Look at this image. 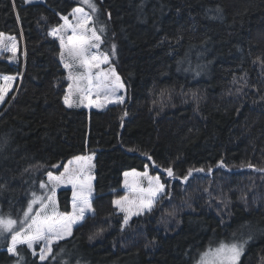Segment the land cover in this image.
Instances as JSON below:
<instances>
[{
  "label": "trees",
  "instance_id": "trees-1",
  "mask_svg": "<svg viewBox=\"0 0 264 264\" xmlns=\"http://www.w3.org/2000/svg\"><path fill=\"white\" fill-rule=\"evenodd\" d=\"M37 1L0 0V39L18 44L17 66L0 57V76L18 78L0 110V215L22 217L33 192L51 195L40 188L48 171L92 156L95 212L44 264H197L209 248L244 241L239 264H264V175L219 170L184 184L154 170L183 177L221 160L228 171L264 169V0H94L126 103L89 114L65 109L67 76L49 32L74 8L90 9ZM146 165L163 199L122 228L112 201L125 196L124 173ZM70 198L56 194L60 212ZM9 241L0 239V264L19 259ZM19 251L20 264H39Z\"/></svg>",
  "mask_w": 264,
  "mask_h": 264
},
{
  "label": "snow or ice",
  "instance_id": "snow-or-ice-1",
  "mask_svg": "<svg viewBox=\"0 0 264 264\" xmlns=\"http://www.w3.org/2000/svg\"><path fill=\"white\" fill-rule=\"evenodd\" d=\"M25 2H30V0H25ZM82 3L87 5L90 12L85 11L84 7L74 8L70 14L71 21L68 16H61L64 23L49 32L50 36L59 40V59L67 72V79L70 81L63 102L69 108L78 107L81 104L85 107L93 104L103 107L99 99L101 96L106 100L114 98L116 102H123V97L116 95L124 87L120 76L114 68L102 67L110 64V58L107 53L100 51L101 44L104 43L100 33L104 32L105 29L95 27L93 14L98 11V7L94 0H82ZM215 11L220 13L222 10L217 8ZM12 48L14 51L15 44L12 45ZM115 48L116 46L112 45V55H115ZM0 79L3 80V84H0V102H3L15 77L5 75ZM93 94L97 97L95 101L91 99ZM77 99L79 103H77ZM85 100L88 101L87 104H84ZM148 159L151 160L152 157L149 156ZM91 161L92 156H77L63 165V171L58 176L48 171L47 182L41 181L40 188L45 190V193L50 192L51 195H37L33 192L32 200L29 201L27 208L23 211V216L18 219L0 215V237L7 238L10 236L7 251L19 258L16 264H20V260H23L18 246H26L35 256L37 253L34 246L40 244L39 259L45 261L49 256H53V245L67 236H71L73 226L85 220L86 213L94 214L95 210L92 207L93 177L90 175L94 165ZM52 167L58 168L59 165H52ZM217 167H225L224 161H219ZM240 167L264 171V169H255L251 163L242 164ZM163 171L169 177L187 182L194 173L205 172V169H189L183 177H175L172 167L164 168ZM212 171L211 167L207 169L209 174ZM130 175L147 179L148 187L146 189L141 188L136 182L130 185L128 180H125V188H130L136 195L132 199L123 196L112 201L115 208L125 214L122 228L129 223L131 216L143 215L146 212L151 213L157 200L163 199V194L166 191L159 176H149L147 165L143 173H137L135 170L131 173H124L126 178ZM61 184H70L72 187L71 212H60L58 209L55 192ZM2 188L4 185L0 184V189ZM37 204L39 207L34 209L33 206ZM93 238V236L89 237V239ZM246 243L247 241L240 244L221 243L216 248H209L200 254L197 264H237Z\"/></svg>",
  "mask_w": 264,
  "mask_h": 264
},
{
  "label": "rangeland",
  "instance_id": "rangeland-1",
  "mask_svg": "<svg viewBox=\"0 0 264 264\" xmlns=\"http://www.w3.org/2000/svg\"><path fill=\"white\" fill-rule=\"evenodd\" d=\"M35 2H37V0H34ZM39 2V1H38ZM37 2V3H38ZM69 20L71 21L72 20V17L71 15H69ZM74 23V21H73ZM70 34V33H69ZM50 36V35H49ZM51 40L57 42L59 48H60V43H59V40L56 39L55 37L53 36H50ZM15 44V50L13 51V48H12V45ZM103 46H104V43L101 44V47H100V51L101 52H104L103 50ZM93 51H96L95 49H93ZM105 53V52H104ZM17 54H18V44L16 43V41H14L13 39H10V38H6V37H1L0 39V57H3L5 55H9L11 57V59L7 62L10 66H17L18 64V61H17ZM60 61V59H59ZM60 65L63 69V71L66 73V76H67V72L65 71L63 65L61 64L60 62ZM102 67L104 68H108V67H112V64H111V61H110V64L109 65H103ZM0 78H2V76H0ZM18 80V78H15L13 81H12V85H11V88L9 89L7 95L5 96V99L3 102H0V110L1 108L4 106V104L6 103V100L7 98L12 94V92L14 91V87H15V83L16 81ZM68 81V85L70 83V81L67 79ZM122 82V81H121ZM0 84H3V80L0 79ZM67 90H68V87H67ZM67 90H66V93H67ZM117 96H121L123 97V102H116L114 98H110V99H105L103 96H101L99 99H100V103L103 104V107H98L96 106L95 104H93L92 106H89V107H85L83 104H81L80 106L78 107H72V108H69L67 107L64 102V106H65V109L66 110H82V111H85L87 113H91V112H98V113H103V112H106L108 109H111L113 107H117V106H123L125 103H126V89L125 87H123L122 89H120L117 93H116ZM91 99L93 101H95L97 99V97L95 96V94H93V96L91 97ZM77 103H79V100L77 99ZM88 101L85 100L84 101V104H87ZM92 165H93V158H92V161H91ZM145 171V170H144ZM147 171H148V174L149 176L150 175V171L149 169L147 168ZM90 175L93 177V180H92V185H94V167L91 168V171H90ZM154 177V176H152ZM156 177V176H155ZM48 179V177H47ZM128 180L129 184L131 185L133 182H136L139 184V187L141 188H147L148 187V181L147 179H143L141 177H133V176H128L127 178L124 176L123 177V186H122V192L125 194V196H128L129 199H132L136 194L134 192L131 191L130 188H125V180ZM162 183V182H161ZM59 191H70L71 192V198H70V204H69V208H70V212L72 211V187L70 184H61L60 186H58L56 188V192L55 194H57ZM164 195V194H163ZM55 199H56V195H55ZM94 199V193H93V197H92V200ZM158 202V200H157ZM156 202V203H157ZM35 206V205H34ZM33 206V207H34ZM115 208V206H114ZM116 209V208H115ZM117 210V213L118 215H120L123 219H124V213L123 212H120L118 209ZM147 214V212L145 213ZM143 214V215H145ZM93 215V213H86V219L91 217ZM143 215H133L131 216L130 221L140 217V216H143ZM85 220H83L82 222L78 223L77 225L73 226V229H72V234H73V231L80 225L83 224ZM128 225V224H127ZM127 225H125L124 227H126ZM3 238V237H0V239ZM70 238V236H67L65 239L63 240H60L58 241L56 244H54L53 246L57 245V244H60L64 241H67L68 239ZM21 247V248H24L26 249L32 256L33 259H36L38 261L39 264H44L49 258L50 256L48 257L47 260L45 261H40L39 259V252H40V248H41V245L40 244H37L34 246V250L35 252L37 253L35 256L32 254V251L28 250L26 246H18V248ZM243 253H244V250L243 252L241 253V256L239 258V260L237 261V264H239L242 256H243ZM7 254L10 256V257H15L13 255H11L8 251H7Z\"/></svg>",
  "mask_w": 264,
  "mask_h": 264
},
{
  "label": "water",
  "instance_id": "water-1",
  "mask_svg": "<svg viewBox=\"0 0 264 264\" xmlns=\"http://www.w3.org/2000/svg\"><path fill=\"white\" fill-rule=\"evenodd\" d=\"M219 170H223V171H225V172H227L228 174H231V175L241 174V173H253V174H255V175H264V171H256V170H254V169H246V170H238V171H228V170L225 169V167H223V168L216 167V168L212 171L211 174H209V173H204V172H202V173H194L193 176L189 178V180H191V179L194 178V177H206V178H210V177H212V175H213L215 172H217V171H219ZM159 174L162 175V176H167L169 179L172 178V177H169V176L167 175V173H166V172H163V171H160ZM189 180H188V181H189ZM186 183H187V182H184V184H186Z\"/></svg>",
  "mask_w": 264,
  "mask_h": 264
}]
</instances>
